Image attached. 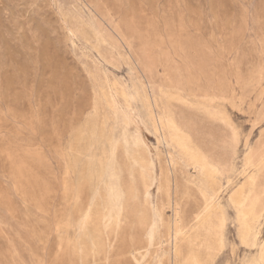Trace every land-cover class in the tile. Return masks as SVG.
<instances>
[{"label":"rangeland","instance_id":"rangeland-1","mask_svg":"<svg viewBox=\"0 0 264 264\" xmlns=\"http://www.w3.org/2000/svg\"><path fill=\"white\" fill-rule=\"evenodd\" d=\"M262 113L264 0H0V264H259Z\"/></svg>","mask_w":264,"mask_h":264},{"label":"bare ground","instance_id":"bare-ground-1","mask_svg":"<svg viewBox=\"0 0 264 264\" xmlns=\"http://www.w3.org/2000/svg\"><path fill=\"white\" fill-rule=\"evenodd\" d=\"M150 101V99H149ZM152 104V103H151ZM193 107V106H192ZM201 110V108H200ZM221 113V112H220ZM155 114H153L154 116ZM155 117V116H154ZM179 118V117H178ZM158 123L159 125H166L165 122H163L161 119H158ZM167 125L171 128H173V131H175V135L177 136V131H176V128L174 126V123L172 121H167ZM193 143V141H192ZM212 150V149H210ZM169 157L171 159V155L169 154ZM197 162V161H196ZM211 164V162H210ZM247 183V182H246ZM244 183V184H246ZM211 188V187H210ZM242 188V187H240ZM173 194V193H171ZM234 200L241 205V208H242V211L247 214V215H250L252 216L253 218L256 217V205H257V201L255 199H251V198H247L245 196H243V193L242 191H238L235 195H234ZM177 210V209H176ZM215 210V209H214ZM174 212V211H173ZM250 223V222H249ZM176 225V224H175ZM176 228H178V226H175ZM183 234V233H182ZM220 236V234H219ZM217 238V243H218V247H220V243H221V239ZM209 246V245H208ZM181 252V249H180V246L174 245V247L172 248V254H173V257H172V264H177V261H176V258L177 256L180 254ZM157 262L158 263H161V257L158 256L157 258ZM200 263V253L197 252L196 250H193L192 252H190V254L186 257V260H185V264H199Z\"/></svg>","mask_w":264,"mask_h":264},{"label":"snow or ice","instance_id":"snow-or-ice-1","mask_svg":"<svg viewBox=\"0 0 264 264\" xmlns=\"http://www.w3.org/2000/svg\"><path fill=\"white\" fill-rule=\"evenodd\" d=\"M225 123L227 124V126L230 129L232 144L235 146V145H238L240 143H243L244 142V133L241 131V129L236 127L230 121H228L226 117H225ZM259 126L261 129V131H260V143H264V113H262L261 116L259 117ZM253 127H255V125H253ZM248 135L251 136V132H249ZM229 183H231V181H229ZM205 200L207 201V196H205ZM206 210H207V206H206ZM218 211L222 212L223 209H219ZM245 219H247V217H245ZM153 228H155V225H153ZM253 235H254V233L251 229H247V231H243L241 234L240 243L247 244L250 247H256V245L252 243ZM149 239H151V237H149ZM262 239H264V237H262ZM223 245H224V241H223V239H221V247H223ZM259 247H260L259 264H264V244L259 245ZM133 258H135V257H133ZM109 264H111V262H109ZM136 264H147V261L146 260L145 261L137 260ZM242 264H249L248 259L246 258L242 262ZM253 264H255V262H253Z\"/></svg>","mask_w":264,"mask_h":264}]
</instances>
